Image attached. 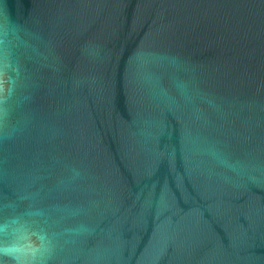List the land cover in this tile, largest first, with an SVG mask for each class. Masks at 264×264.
<instances>
[{
	"label": "water",
	"instance_id": "water-1",
	"mask_svg": "<svg viewBox=\"0 0 264 264\" xmlns=\"http://www.w3.org/2000/svg\"><path fill=\"white\" fill-rule=\"evenodd\" d=\"M0 264H264V0H0Z\"/></svg>",
	"mask_w": 264,
	"mask_h": 264
}]
</instances>
